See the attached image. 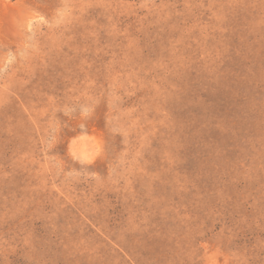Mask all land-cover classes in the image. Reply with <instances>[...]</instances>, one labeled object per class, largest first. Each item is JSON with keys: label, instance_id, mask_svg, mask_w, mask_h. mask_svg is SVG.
<instances>
[{"label": "rangeland", "instance_id": "1", "mask_svg": "<svg viewBox=\"0 0 264 264\" xmlns=\"http://www.w3.org/2000/svg\"><path fill=\"white\" fill-rule=\"evenodd\" d=\"M0 264H264V0H0Z\"/></svg>", "mask_w": 264, "mask_h": 264}]
</instances>
